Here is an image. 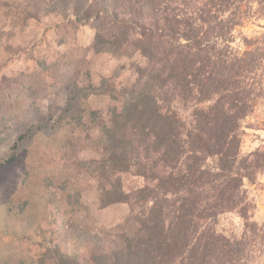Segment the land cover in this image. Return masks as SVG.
<instances>
[{"label": "trees", "instance_id": "obj_1", "mask_svg": "<svg viewBox=\"0 0 264 264\" xmlns=\"http://www.w3.org/2000/svg\"><path fill=\"white\" fill-rule=\"evenodd\" d=\"M16 11L61 16L68 32L60 41L90 25L98 48L146 58L121 91L109 78L81 90L112 97L93 171L102 199L127 203L132 223L78 231V257L64 256L55 242L43 257L51 264H250L260 227L244 180L264 169V152L243 154L241 145L243 121L264 98V33L240 32L244 50L233 42L237 27L264 18V0H27ZM4 37L13 34L0 30ZM131 172L144 184L127 190L123 175ZM232 211L245 220L242 236L215 228Z\"/></svg>", "mask_w": 264, "mask_h": 264}, {"label": "rangeland", "instance_id": "obj_2", "mask_svg": "<svg viewBox=\"0 0 264 264\" xmlns=\"http://www.w3.org/2000/svg\"><path fill=\"white\" fill-rule=\"evenodd\" d=\"M25 2L10 0L17 8ZM17 8L0 3V30L13 34L0 40V264H51L43 253L55 243L64 256L78 257V231L132 223L127 203H105L102 178L93 171L103 156L112 97H83L81 90L109 78L110 87L121 91L135 82L133 66L145 65L146 58L98 48L90 25L60 41L68 32L59 27L61 16L25 18ZM240 32L264 33V18L255 16L236 28L233 45L244 50ZM243 131L242 153L264 152V98L243 121ZM123 182L129 190L144 179L131 172ZM244 187L254 204L251 220L260 227L250 264H264V169L253 181L246 178ZM215 228L242 236L245 220L226 212Z\"/></svg>", "mask_w": 264, "mask_h": 264}]
</instances>
